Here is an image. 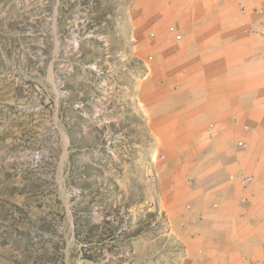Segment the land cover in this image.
I'll use <instances>...</instances> for the list:
<instances>
[{
  "label": "rangeland",
  "instance_id": "374dc122",
  "mask_svg": "<svg viewBox=\"0 0 264 264\" xmlns=\"http://www.w3.org/2000/svg\"><path fill=\"white\" fill-rule=\"evenodd\" d=\"M158 1L0 0V264H193L133 100Z\"/></svg>",
  "mask_w": 264,
  "mask_h": 264
},
{
  "label": "crops",
  "instance_id": "0c3cea01",
  "mask_svg": "<svg viewBox=\"0 0 264 264\" xmlns=\"http://www.w3.org/2000/svg\"><path fill=\"white\" fill-rule=\"evenodd\" d=\"M149 8L162 23L131 25L144 71L133 100L161 127L171 229L193 264H264V0Z\"/></svg>",
  "mask_w": 264,
  "mask_h": 264
},
{
  "label": "built area",
  "instance_id": "2783aa9c",
  "mask_svg": "<svg viewBox=\"0 0 264 264\" xmlns=\"http://www.w3.org/2000/svg\"><path fill=\"white\" fill-rule=\"evenodd\" d=\"M244 129H248V126L247 125H244ZM238 144L241 145V146H245L246 145V143L244 141H239ZM245 182H246V179H242L241 180V183L242 184H245Z\"/></svg>",
  "mask_w": 264,
  "mask_h": 264
},
{
  "label": "bare ground",
  "instance_id": "6f19581e",
  "mask_svg": "<svg viewBox=\"0 0 264 264\" xmlns=\"http://www.w3.org/2000/svg\"><path fill=\"white\" fill-rule=\"evenodd\" d=\"M159 128V127H158ZM154 129V128H153ZM152 130V129H151ZM159 130H160V128H159Z\"/></svg>",
  "mask_w": 264,
  "mask_h": 264
}]
</instances>
